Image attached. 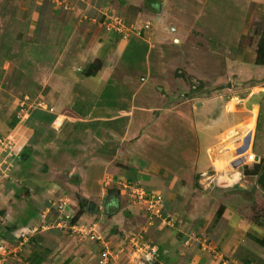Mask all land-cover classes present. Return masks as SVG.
<instances>
[{
	"label": "rangeland",
	"instance_id": "rangeland-1",
	"mask_svg": "<svg viewBox=\"0 0 264 264\" xmlns=\"http://www.w3.org/2000/svg\"><path fill=\"white\" fill-rule=\"evenodd\" d=\"M27 1L0 0V61L3 59L1 67H13L8 62V57L16 58L29 52L32 55L31 62L34 63L41 56L37 49L40 43L52 42L50 38H44L48 35L58 37L61 33L57 27L50 26L52 5L59 4H56V0H43L42 7L33 0ZM68 1L61 0L60 7L65 9V2ZM115 4L117 10H107V18L115 20V23L110 24L109 29L105 23L102 27L111 30L114 38L119 40L118 43L128 44L129 48L121 54L107 74L100 72L98 75L100 79H108V85L105 82H100L96 87L89 82L87 85L97 94L101 93L103 106H111L110 111L114 114L123 109L126 96L133 93L135 106L138 104L141 107H149L150 111L143 112L144 116L140 119L143 126L139 134L143 135L144 141L137 144L135 139L133 142L128 141L130 138H127V142L120 139L121 145L114 147L115 142L111 143L113 138L108 137L117 138L116 134H122L121 129L111 125L114 133L109 134L104 131L108 128L107 125H103L98 127L99 130H90L86 126L82 128L84 130L81 133L76 134L77 129L71 128L72 131L67 136L68 142L56 146L57 140L54 136L57 131L62 130V124L66 120L67 123L79 121L81 111L78 110L80 116L75 115L72 105L68 103L63 110L56 112L53 105L45 99L50 101V97H47L48 86L31 84L25 87L23 83H20L19 89L5 86L3 94H12L18 98L23 95L30 96L31 104L18 105L22 108L21 116L27 111L32 116L42 110L43 114L51 112L56 117L52 124L43 125L46 127V136L33 145L31 163L18 156L23 147L20 149L21 143L15 139L16 128L11 133L9 124L0 121V200H5L7 194L11 197L8 203L0 202V224L5 227L7 219L19 223L29 216L31 210L37 211L36 208L41 203L43 211L40 216L44 218L43 221H49L56 213L55 206L61 199L73 200L82 211V200L89 202L93 199L90 197L93 183L89 173H86L87 166L90 167L93 160L94 163L104 164L107 170L100 174L102 187L106 189L104 194L109 195L110 185L113 186L112 190L116 189V183L125 182V178H121L126 177L125 174L134 178H131L132 183L137 182L143 189H148L144 184L145 180L143 179V182L135 179L134 172L129 171L128 166L120 165L116 169L120 172L115 174L114 179L111 165H105L100 160L108 157L106 150L114 151L123 148L124 144L131 146L130 143L139 149L145 146L144 158L152 157L162 161L166 166V169L161 168L163 171L176 174L181 169L179 166L184 165L183 156H189V150H208L215 137L230 130L225 142L212 148H216V151H210L212 160L206 151L210 159L204 166L197 164L190 170L183 169L186 175L182 178L183 185L189 190L183 198V212L187 211L192 218L187 219V215H180L171 222L163 212L166 218L163 223L148 216L151 226L168 224L170 221L172 228L163 225L155 234L148 229V236L152 239V245L156 246V242L161 241L164 249H169V244L178 241L180 245L184 243L183 239H187H181V234L177 232L185 224L186 227L192 226L187 234L196 240L195 243L201 251L207 252L210 248L208 252L213 261L219 260L220 264H264V192L260 187L264 184V175L259 177L261 165L255 167L264 162V54L261 56L258 53L260 47L264 48V0H115ZM63 13L69 15L67 11ZM33 17L39 19L34 21ZM70 35L71 33L67 36ZM54 42L56 40H53V44ZM31 62L30 67H15L16 73H19V69H24L29 78H35L39 69L33 67ZM98 65L100 66L99 61L92 64V67L84 68L83 74H95ZM34 78H30L32 83L35 82ZM228 83L231 84L229 89L225 87ZM114 100H121L122 105L114 103ZM213 101L219 103L212 105ZM168 106L170 108H166ZM11 108L13 105L8 103L0 106L1 110ZM165 109L170 110V119L176 124L175 128L172 127L174 130L164 126L167 125ZM158 115L163 117L158 119ZM242 126L247 128L239 131ZM249 134L250 151L246 152L254 154L258 160L233 168L232 163L236 158L233 152L243 144L244 138ZM153 139H159V144L163 145L161 154L158 150H151L155 147L152 146L153 142L150 144ZM203 139L205 143L200 144ZM70 141L74 145H71ZM109 154L111 162L114 163V157ZM130 158L132 161L131 155ZM6 170L11 173L8 174ZM144 171L148 172L147 169ZM78 172H84L82 179L79 178ZM236 172L239 174V182L238 179L233 181V178H230L236 175ZM76 177L78 182H74ZM99 188L97 186L94 190L96 194H99ZM119 190L121 192V186ZM123 192L129 199L126 195L129 191ZM31 194L33 196L28 200L27 197ZM35 201H40L37 206H33ZM142 215L140 212L139 216ZM103 218L105 223L106 217ZM10 221L8 226L12 225ZM33 224L32 222L31 225ZM138 224L142 222H136L134 230H137ZM50 231L57 234L55 241L75 243L70 230L59 231L50 228L43 233ZM108 233L111 235L110 230ZM119 235V238L123 237V234ZM178 235L180 238L176 240ZM230 236H240L241 243H230ZM26 239L20 240L14 233L5 234L1 237L0 244L11 250L12 245L8 240H12L15 248L23 249L27 245ZM142 239L139 243L148 245V242ZM227 247L230 251L225 250ZM103 248L101 253H107L105 247ZM123 248L125 249V245H120L119 249ZM120 250L118 251L121 252ZM111 251L115 253L114 249ZM130 254L131 249L124 250L116 259L117 263L113 264H124L123 260ZM229 254L231 256H228ZM167 256L168 253L162 258L167 259ZM10 257H13L12 253L4 261L0 257V264H7ZM122 257L124 259H121ZM132 259L136 260L135 257ZM157 261L159 252L155 258V262Z\"/></svg>",
	"mask_w": 264,
	"mask_h": 264
},
{
	"label": "crops",
	"instance_id": "crops-1",
	"mask_svg": "<svg viewBox=\"0 0 264 264\" xmlns=\"http://www.w3.org/2000/svg\"><path fill=\"white\" fill-rule=\"evenodd\" d=\"M33 1L35 2V4H38L41 7L44 4L43 0ZM56 1V4H59L55 5V3L53 4L51 1L53 5L51 13L52 17L50 18V26H53L54 28L57 27L59 29L58 31H61V33L58 37H49L48 35V37L44 38V40L46 38H50L52 42L47 41L48 43H40V47L37 49L38 52L41 53L40 55L43 56H39L35 61L36 63H32L31 53H22L21 56L16 58H14L13 56L7 58L8 62L12 64L13 67H9L10 65H6V67L0 66V106L4 105L5 103L13 105V108L11 109H0V121H4V124H9L11 133L12 131H14V128H16L15 131L17 132L16 134H14L16 135L15 139L16 141H19L21 143L20 149L23 147L21 150L17 149V151H20L18 153V156H26L23 159H25L26 162L28 161L29 163H31L34 153L33 145H35L36 142L39 143L46 136L44 130V128L46 129V127L43 125L46 124L47 126L52 124V121L56 117L51 112L50 114L45 112L43 114L41 112L42 110L35 113L33 112L34 114L32 113V116L27 111L26 113H22L21 116L22 108L18 105L25 103L31 104V100L29 98L30 96L23 95L21 98H18L17 96H14L12 94H3L5 93L3 90L5 86L6 88L9 86V88L12 87L14 89H19L21 86L20 83H23L25 87H29L31 84H37V86H48L49 92L47 91V97H50V101L47 98L45 99L51 106L53 105L52 107H54L56 112L63 110L64 107L67 106L68 103H70L72 105V107H70L74 111L75 115L80 116L81 114L80 118L78 119L79 121H75L74 123H67L68 120H66V123L64 122L62 124V130L58 128V130L60 129V131H57V133L55 134L56 136H54V138L57 140L56 146H62L65 145L66 142H68L67 136L70 135V132L72 131L71 128L77 129L75 132L76 134L77 132L81 133L84 130L82 129L83 127L88 126L90 130H93L95 128L98 129V127L103 125H107L108 128H105L104 131L108 132L109 134L114 133L113 128L110 127L111 125L115 128L121 129L120 132L122 134H116L117 138L108 137L109 139L113 138L111 143L115 142L116 145L114 147H118L121 145L122 142L119 141L120 139L124 140V142H127V138H130L128 139L129 142H133V140L135 139V142L137 144L143 142V135L139 134L143 126V122L140 119L144 116L143 112H149L150 108L141 107L138 104L137 106H135L133 93L132 95L126 96L125 106L122 105L121 100H119V102L117 100H114V103L122 105L123 107V109H119L118 111H116V114H114L110 111L111 106H103L104 100L102 99V95L100 96L101 93L97 94L93 88L87 85V82H89V84H92L94 87L100 85V82H105L108 85L109 80L105 77L104 79H100L98 75L100 74V72H105V74H107L109 69L113 67L115 62L120 59L121 54L129 48L127 46L128 44H119V40L114 38V36L112 35L113 32H111V30H105L102 27L108 16L107 10H109L110 8H112L113 10H117V8H115V0H69L68 2H65V9L60 7V5L62 4L61 0ZM27 2H30V0ZM53 6L55 7V10H53ZM65 11L69 12V15L66 16L63 13ZM33 19L34 21H37L39 18L33 17ZM100 22L101 24H99ZM69 33H71V35L68 37L67 35ZM53 40H56L54 44ZM2 60L3 59H1L0 61V65L2 64ZM97 60L100 63V66H96L99 67L98 70H96L97 72L89 76L83 74L84 68L92 67V64L94 65L95 62H98ZM30 62L31 64H33V67H37L39 69L35 78L31 76L32 78H34V81L36 83H32L30 81L31 77L29 78V74H27L24 69H19V73H16L15 71V67H30ZM46 67L49 68L46 69ZM102 76L104 75L102 74ZM2 86L4 87L1 88ZM137 96L138 98L140 97L139 95ZM22 98L24 100H22ZM144 98L146 99V97ZM218 103V101H213L212 105ZM166 108L170 107L168 106ZM78 110L81 111L80 114L78 113ZM165 111L166 113L164 114H167V125L164 126H167L166 129H171L172 127L175 128L176 124H173V120H171L169 116L170 110L165 109ZM162 117V115H158V119H161ZM11 118L13 119L11 120ZM33 119L34 121L32 122ZM89 122H92L93 124ZM164 128L165 127H163V129ZM246 128V126H242L241 128H239V131H243ZM228 132H225L219 137H215L209 145L208 150L207 148L206 150L203 148H199L198 152H196L195 148L189 150V156H183L184 165L179 166L181 169L176 174H171L170 171H163L164 169H166V166L161 163L162 161L155 160L152 157L144 158L143 153L145 152V146L143 148L141 146L139 149L133 147L132 143H130L131 146L124 144L123 148H117L114 151L106 150L105 152L108 157L106 156L107 158H101L100 160L101 162L105 163V165H111V167L113 168L112 174H114V179L116 177L115 174H119L120 172L116 169L119 168L120 165H122L130 167V169L128 170L134 172L135 179L142 180L143 182L145 180L146 183L144 182V184L148 187L147 190L156 191L161 195L164 203V213L167 218L171 219V222L180 215H187V219H191L192 216H190L187 211L183 212V198L185 194L189 192V190H186V186L183 185L184 180H182V178L183 176H186L184 175V170L187 171L190 170V168H195L197 164L200 166H204V163L211 158L210 151H216V148H212L222 145L225 142L224 140ZM201 141L202 142H200V144L205 143V139ZM31 143L33 144L30 145ZM70 143L71 145H74L73 142L70 141ZM151 143L152 146L156 147L151 150H153L154 152L158 150L159 154H161L160 149L163 145L159 144V139H153L150 144ZM108 145H110V143ZM206 151L210 156L209 159L207 157ZM247 151L250 150L247 149ZM109 153H111V155L114 157V163L111 162V156ZM130 155L133 158L132 161ZM16 159H18L17 156ZM19 161L21 162L22 159ZM94 162L95 160H93V164L90 165V167L87 166L88 169L86 170V173H89V176H91V183H93V191L92 193H90V197H92L93 199L89 202L86 200H82V202H84L82 211H80L78 203H75L73 202V200L68 199V210L74 217V220H78L81 223L92 226L96 234L102 240L91 242L80 240V238L76 236H71L72 238H74L73 240L75 241V243H68L67 241L64 242L61 240L55 241L54 237L57 236L55 231H50L47 233L41 232L30 236L26 243L27 245L23 249L15 248L14 242L12 240H8L10 245H12L11 250L14 253L13 257H10L7 260V264H113L116 259L122 254V252L118 251L120 250V245H125V250L127 251L130 248V241L132 238L143 237V239L140 238L142 239V241L148 242V245L153 246L151 244L152 239L150 240L148 236V229L149 231L153 232V234H155V232H158L157 230H159L161 226L163 227V225L169 226L170 228V221L168 224H163L165 221H163L162 219H159L161 222L163 221L161 225L154 224L153 226H151V223L148 220L149 215L146 213V211H144V209L140 205L131 202L123 193H121L119 190L120 185H118L117 183L116 189L113 188L111 190V187L113 186L110 185L109 182H107L110 185L108 187L110 192L108 191L109 195H107V193L104 194L103 191H106V189L102 187L100 174L105 173L107 170L103 166L104 164L101 165L98 162ZM117 162L119 163V165H117ZM146 169L148 170L147 173L144 171ZM6 172L8 174L11 173V171L9 170H6ZM83 173L84 172H78L79 178H81ZM125 176L126 177L121 178H125V181L128 180L130 182H133V177L126 174ZM121 178L117 179L122 180ZM230 178H233V181H236L237 179L238 182L240 181L239 174L237 172L236 175L234 174V176ZM77 179L78 178L76 177V181L74 182H78ZM97 186L100 187L99 194H96L94 192ZM32 196L33 195L31 194L30 197H27L28 200L31 199ZM10 199L11 197L7 194L6 199L0 200V202L1 204L8 203L10 202ZM39 202L40 201H35L33 206H37ZM89 203H93L95 206L92 210L88 209ZM42 205L43 203H41V205L36 208L37 211L31 210L29 216L21 220L19 223H13V221L7 219V225L5 227L0 224V239L2 236L4 237L5 234L13 235L16 230L29 226L32 222L34 223L33 225L41 222V220L44 219L40 216V213L43 211V209H41ZM78 208L79 211L77 213ZM140 212L143 213L142 216H139ZM103 217H106L105 223H103ZM9 221L11 222L10 224H12V226H15V228L11 232L6 229ZM136 222H142V224H138V226L136 227L137 230H134ZM149 226L154 228V230H152V228L150 229ZM185 227L186 226L184 224V226L181 227L180 230H177V232L181 234V239L182 237H187L186 240L183 239L184 243H181L179 245V242L176 241L175 244H169V249H164L163 242H156V246L158 247L157 252H159V261L155 262L154 259L149 264H217L218 262H220L219 260L215 259V261H213L210 253L208 252L210 251V248L207 249V252L206 250L201 251L199 245L195 243L196 240L191 237L190 234H187L188 230L192 226H187L186 229H183ZM108 230H110L111 235L108 233ZM119 234H123V237L127 239L123 240V237L119 238ZM106 236L108 237L107 240L105 239ZM180 237L178 235L176 240H178ZM229 240L230 243H236L237 245L242 241L240 236L239 238L230 236ZM224 241L226 242L227 240ZM103 244H105L103 247L115 250L114 255L116 257L114 259H107L104 253H101ZM223 250L224 246L222 247V251ZM225 250L230 251V248L227 247V249L225 248ZM167 253V259L162 258ZM228 256L231 255L229 254ZM121 259H124V257H122ZM129 259L130 255L127 256L125 260H123L125 262L124 264H139L138 258H136V260L130 259V261Z\"/></svg>",
	"mask_w": 264,
	"mask_h": 264
},
{
	"label": "built area",
	"instance_id": "built-area-1",
	"mask_svg": "<svg viewBox=\"0 0 264 264\" xmlns=\"http://www.w3.org/2000/svg\"><path fill=\"white\" fill-rule=\"evenodd\" d=\"M112 23H115V20L107 18L105 22L106 27L109 29V26L110 24L112 25ZM242 145H240V147ZM245 153L246 155H236V158L232 163V167H234V165L236 167H240L242 165H245L246 163H255L258 160V157H256L254 154H249L250 152ZM118 185L121 186V193L125 195V192L123 191H129L127 192L128 194H126L128 195L129 200L135 204L140 205L149 216L165 221L166 218L163 214L164 203L161 195L158 192L143 189L138 184L128 181L118 183ZM68 204V199H61L56 206L54 205L56 213L49 221L41 220V222L36 225L30 224L29 226L16 230L14 232V235H17L20 240L25 238H27L26 240H28L32 235L53 228L59 231L70 230L72 231V235L79 237L80 240H88L92 242L101 241L102 239L96 234L92 226L81 223L78 220H74V217L68 210ZM140 241L141 239L139 237H134L131 239L130 244L132 246H130L129 249H131L132 254H130V259L132 257H135L138 258L139 264H149L157 257L158 247L155 245H153L154 247H152L150 245H145L144 243H139ZM105 249L107 253H104V255L105 257H107V259H114L116 257L111 251V248V250L108 248ZM124 250L125 249L123 248L120 251L123 252ZM11 253L13 254L14 252L10 249L7 250L6 247L0 244V257L3 261Z\"/></svg>",
	"mask_w": 264,
	"mask_h": 264
},
{
	"label": "water",
	"instance_id": "water-1",
	"mask_svg": "<svg viewBox=\"0 0 264 264\" xmlns=\"http://www.w3.org/2000/svg\"><path fill=\"white\" fill-rule=\"evenodd\" d=\"M225 87L226 88H230L231 87L230 83H228L227 85H225ZM249 144H250V134L247 135L244 138L243 145L241 147H239L238 149L234 150L233 154H235V155H242V154H244L247 151V149L249 147ZM234 167H236V166L234 165ZM94 207L95 206H94L93 203H89V205H88V209L89 210H92Z\"/></svg>",
	"mask_w": 264,
	"mask_h": 264
},
{
	"label": "trees",
	"instance_id": "trees-1",
	"mask_svg": "<svg viewBox=\"0 0 264 264\" xmlns=\"http://www.w3.org/2000/svg\"><path fill=\"white\" fill-rule=\"evenodd\" d=\"M258 53H259V55L263 56V54H264V48H261V47H260ZM259 60H260V58H258V61H259ZM22 157L25 158L26 156H23V155H22ZM258 165H261V167H260L261 170H260V174H259V177H261V174L264 175V162L261 163V164H257V165H255V167L258 168ZM257 177H258V176H257ZM260 187H261L262 191L264 192V184L260 185ZM14 228H15V226H12V225L6 227V229H7L9 232H11ZM30 240H31V239H30Z\"/></svg>",
	"mask_w": 264,
	"mask_h": 264
}]
</instances>
